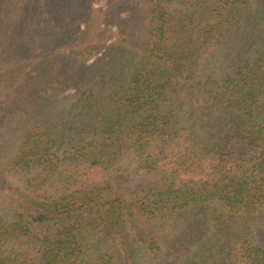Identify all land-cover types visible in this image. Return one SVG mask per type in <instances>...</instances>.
Listing matches in <instances>:
<instances>
[{"label": "trees", "instance_id": "trees-1", "mask_svg": "<svg viewBox=\"0 0 264 264\" xmlns=\"http://www.w3.org/2000/svg\"><path fill=\"white\" fill-rule=\"evenodd\" d=\"M91 1L0 18V122L44 116L0 171V264H264V0H143L90 64ZM132 173L158 183L116 193Z\"/></svg>", "mask_w": 264, "mask_h": 264}, {"label": "rangeland", "instance_id": "rangeland-1", "mask_svg": "<svg viewBox=\"0 0 264 264\" xmlns=\"http://www.w3.org/2000/svg\"><path fill=\"white\" fill-rule=\"evenodd\" d=\"M256 3V0H249ZM125 3V4H124ZM116 4H124L122 7H118L116 11L112 10V7H116ZM25 5V0H0V18L9 20L11 18H21V13ZM92 9H96L97 12H101V16L96 11L93 12L92 18L94 23L99 22L101 28H109L112 32L111 37L104 43L100 44V47L95 52L91 53L87 62L92 64L98 61L101 62L100 57H103L108 51L114 48V43L119 38H125L128 44H131L133 38L143 39L147 29L149 28L148 19L144 11L143 0H94L89 2ZM113 12H115L113 14ZM97 19V20H96ZM86 19L80 22L81 26H84ZM121 35V37H120ZM5 76L0 73V104L5 94ZM74 93V89L68 88L63 93L54 95L53 105L62 107L69 102L71 95ZM182 96L186 99H190L186 89H181ZM66 98L64 102H60ZM1 109V106H0ZM43 113L48 117L54 115L52 113ZM43 115L37 114L34 117H28L21 112H11L6 114L0 122V171L5 172L8 163L14 152L16 151L19 140L31 127L35 124L43 123ZM42 120V121H41ZM132 173L131 179H128L116 188V193L122 190H129L133 188H146L149 184H157L158 177L153 175H143ZM16 176V175H15ZM25 179V176H23ZM13 181L21 185L19 177L14 178ZM148 224H144L142 227L146 228ZM42 232L50 233L53 229L50 226H44L41 228Z\"/></svg>", "mask_w": 264, "mask_h": 264}]
</instances>
